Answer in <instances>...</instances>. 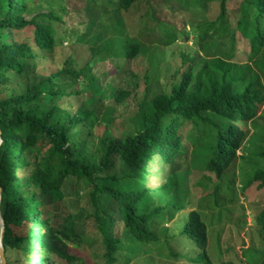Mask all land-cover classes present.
<instances>
[{"label":"trees","instance_id":"obj_1","mask_svg":"<svg viewBox=\"0 0 264 264\" xmlns=\"http://www.w3.org/2000/svg\"><path fill=\"white\" fill-rule=\"evenodd\" d=\"M30 1L0 0V215L6 264H90L85 253L96 244L106 264H130L146 245L157 252L156 258L145 257L146 264H244L242 257L247 264H264V257L236 256L233 229L245 224V210L231 199L233 205H227L218 189L224 180V193L234 185L226 172L264 102L259 76L249 65L264 50V0L207 5L218 9L215 17H205L221 25L220 44L229 37L234 51L238 32L248 41V63L214 56L198 64L199 57L183 53L167 90L146 99L147 87L130 111L135 91L128 72L143 48L125 36L117 12L141 0H73L69 8L62 0ZM168 1L149 4V17L161 23L157 10L178 16L180 4H191L175 0L177 7L171 8ZM228 4L237 14L235 33ZM110 5L117 9L107 11ZM70 10L78 19L73 34L79 33L83 45L58 63L57 25L64 22L59 12ZM108 32L119 39L105 41ZM104 54L109 69L102 65ZM256 158L263 170L254 171L244 192L258 208L247 232L248 249L262 247L264 240V153ZM194 171L213 175L217 184L203 190L199 209L185 211L187 180ZM81 197L86 207H78ZM235 211L240 215L234 217Z\"/></svg>","mask_w":264,"mask_h":264},{"label":"rangeland","instance_id":"obj_2","mask_svg":"<svg viewBox=\"0 0 264 264\" xmlns=\"http://www.w3.org/2000/svg\"><path fill=\"white\" fill-rule=\"evenodd\" d=\"M43 1L32 0L30 2L38 5ZM97 1L102 3V0ZM72 2L73 0H62L61 5L69 8ZM156 2L157 0H141L127 12L121 10L117 12V16L121 17L124 21L125 36L135 40L143 48L142 53L137 56L134 67L128 72L129 86L135 91L134 98L130 100L129 111L134 109L136 103L144 98L147 87H149V93L145 96L146 99H150L155 92L160 91L162 88L167 90L164 86L170 82L171 75L180 63L183 53L192 55L193 57L195 56L196 58L199 57L200 60L196 59L198 64H202V59L214 56L224 57V59H230L238 63H248L249 61L250 52L248 49V41L242 38L239 32L235 34L234 51L230 47L229 37L225 41V45L220 44L221 41H218L217 28H221V25L219 27L216 21H207L206 18L210 16L215 17L218 13V9H207L208 3L209 6L213 4L211 0H191V4L185 7H183L184 4H180L179 12L181 13L178 16L166 8L159 9L157 10V16L161 20V23L149 17L151 12L149 4H155ZM113 3L116 4L115 1ZM169 3L172 5L171 8L177 7L175 0H171ZM110 7L117 9V7L110 5L107 11H112ZM227 10L230 20L228 24L235 33L237 31V14H235L230 4H228ZM59 15L64 22L57 25V35L61 37L59 47L55 52L58 63L62 61L63 57L73 56L75 51L78 52L75 45H83L77 39L79 33L76 35L73 34L75 21H78V19L71 13V10L67 14H62V11H60ZM108 15L102 19L105 23L109 22ZM63 37H65L64 40ZM105 38V41H111L112 38L115 42L119 39L117 32L112 35L108 32ZM106 56L107 54L102 56V65L109 69L110 63L109 60L107 61ZM249 65L259 76L260 91L264 99V50ZM136 83H138L137 87H135ZM246 129L248 131V137L237 153V160L226 172L227 181L231 180L234 185L227 190L229 194L223 192L224 182L226 180H224L223 184L222 182L218 184V189L220 196L226 195L225 203L227 205H233V202L231 204V200H233L236 204L243 205V209L245 210V224L238 231L233 229L235 233H233L231 245L235 247L236 256L241 258L243 253L248 259L261 261L264 257V240H260L262 247L261 245H257V247L251 246L248 249L250 246V238L247 234L248 229H251L253 213H256L254 209L256 207L258 210V208L254 203L250 202L254 197L248 201L245 198L244 192H246L245 186L247 182L253 179L250 176L254 171L263 170L261 162L258 161L259 159L256 158V155L260 152L264 153V102L259 112V117L254 122L248 123ZM214 178L213 175L204 172L194 171L191 173L187 180L190 191H188L189 198H187V202H189L185 211L199 209L197 205L200 197H202V192L205 189L207 191L211 190V186L216 183ZM155 182L153 180V184ZM253 194L251 193L250 195ZM206 204L207 202L204 201L203 209ZM78 207H86L85 198L81 197L78 199ZM202 214L206 215V217L209 215L205 209ZM239 215L238 211L233 212L234 217ZM179 218L181 216L178 214L176 219ZM172 222L173 220L170 221V223ZM206 224L209 225V222ZM208 228L210 231L209 245L213 247L214 240L211 234L215 232L216 226L215 224H211ZM227 236L228 229L225 227L223 239ZM90 250L91 254L84 252L89 257L90 264H106L101 256L103 250L98 244L93 245ZM185 250L183 249V251ZM156 254L154 245L143 246L140 254L135 256L130 264H146L145 257L156 258ZM242 258L244 264H247L245 258ZM221 260L224 261L226 259L222 257ZM214 261L219 262L220 260Z\"/></svg>","mask_w":264,"mask_h":264},{"label":"water","instance_id":"obj_3","mask_svg":"<svg viewBox=\"0 0 264 264\" xmlns=\"http://www.w3.org/2000/svg\"><path fill=\"white\" fill-rule=\"evenodd\" d=\"M1 131H0V145H1ZM1 188H0V200H1ZM4 232V227H3V223H2V218L0 215V264H6V260L4 258V251H3V246H2V235Z\"/></svg>","mask_w":264,"mask_h":264}]
</instances>
